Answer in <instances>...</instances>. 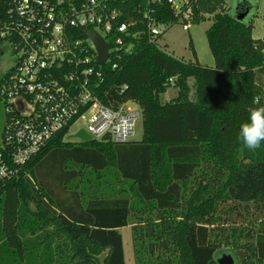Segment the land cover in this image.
<instances>
[{"label":"trees","instance_id":"16d2710c","mask_svg":"<svg viewBox=\"0 0 264 264\" xmlns=\"http://www.w3.org/2000/svg\"><path fill=\"white\" fill-rule=\"evenodd\" d=\"M108 4L127 30L107 36L110 50L122 45L97 95L114 109L135 103L142 137L72 144L65 129L51 139L0 188V264H125L124 227L134 264H217L222 250L235 264H264V143L253 152L238 139L264 107V37L254 40L236 19L245 10L233 16L225 0H184L179 11L169 0ZM149 19L211 20L214 65L168 54Z\"/></svg>","mask_w":264,"mask_h":264},{"label":"built area","instance_id":"2783aa9c","mask_svg":"<svg viewBox=\"0 0 264 264\" xmlns=\"http://www.w3.org/2000/svg\"><path fill=\"white\" fill-rule=\"evenodd\" d=\"M169 1L174 5L175 0ZM120 15L110 8L108 0H0V66L9 55L16 58L15 65L0 75V102L5 104L0 188L67 129L65 139L85 115L87 121L81 130L92 141H131L134 124L142 117L140 109L128 102L114 109L97 95L105 82L102 68L122 45L117 38L110 50L107 36L127 30L125 24H118ZM161 28L149 19L152 41L163 33ZM188 29V25L182 26V30ZM88 31L97 32L108 47L103 65L97 64ZM13 100L16 103L9 105ZM23 104L31 108L29 114L21 111Z\"/></svg>","mask_w":264,"mask_h":264},{"label":"rangeland","instance_id":"374dc122","mask_svg":"<svg viewBox=\"0 0 264 264\" xmlns=\"http://www.w3.org/2000/svg\"><path fill=\"white\" fill-rule=\"evenodd\" d=\"M227 9L231 15H236L239 13L240 7L244 12H240V14H244L249 11L248 14L244 17V21L246 24L252 25V38L254 40H260L264 37V0H246L245 3L240 4L239 0H225ZM184 4V0H175L174 6L177 11H179L180 7ZM241 10V11H242ZM189 16V12L187 14ZM189 20V18L187 19ZM183 20L180 19L178 22L170 25L169 27L161 28L163 32L162 38L158 40V45L163 48L168 54L173 57L183 60V61H191V62H199L201 65L206 67H212L214 65L213 58L209 51L207 40L205 36L206 30L211 25V20L207 19L200 23H192L191 21L187 22L189 29L187 31L182 30ZM190 42L192 43V49L195 52V56L192 53L190 48ZM16 63V58L13 56H8V59L1 62L0 66V75L4 73L7 69L13 67ZM173 88L167 89L164 94L160 95V101L162 103H166L170 101L174 97ZM193 98V97H192ZM16 100H13L9 103V105L15 104ZM128 105L138 109L139 107L133 103L128 102ZM15 108V107H14ZM25 114H29L31 112V108L26 104H23V108L21 110ZM87 115H85L82 119H80L74 127L70 130V133L65 137V141L78 144L81 142L78 139H75L74 136L78 130L84 129L85 123L87 121ZM5 121V104L0 102V135ZM134 134L131 137V141H140L142 137V122L141 118H139L134 124ZM119 233L122 236L123 242V251H124V260L125 264H134L133 260V246H132V237L131 231L129 227L122 228L119 230ZM223 254L227 253L225 250L219 251L216 256L219 258ZM232 254V253H231ZM230 254V255H231ZM235 259V263L237 262L236 257L232 254ZM231 255V256H232Z\"/></svg>","mask_w":264,"mask_h":264},{"label":"clouds","instance_id":"9594fccd","mask_svg":"<svg viewBox=\"0 0 264 264\" xmlns=\"http://www.w3.org/2000/svg\"><path fill=\"white\" fill-rule=\"evenodd\" d=\"M238 139L249 151H256L264 143V107L251 111L248 122L240 127Z\"/></svg>","mask_w":264,"mask_h":264},{"label":"water","instance_id":"95a60500","mask_svg":"<svg viewBox=\"0 0 264 264\" xmlns=\"http://www.w3.org/2000/svg\"><path fill=\"white\" fill-rule=\"evenodd\" d=\"M247 12L244 14H239L236 19L242 21L246 16ZM87 37L93 43L96 53H97V64L103 65L108 58V47L101 36L95 31H88L86 33ZM75 139L80 140L81 142H90L92 141L90 136L84 131H78L75 136ZM217 264H235L234 258L230 254H223L217 258Z\"/></svg>","mask_w":264,"mask_h":264},{"label":"crops","instance_id":"0c3cea01","mask_svg":"<svg viewBox=\"0 0 264 264\" xmlns=\"http://www.w3.org/2000/svg\"><path fill=\"white\" fill-rule=\"evenodd\" d=\"M125 228V227H124ZM122 229V228H121ZM121 229H119V230H121Z\"/></svg>","mask_w":264,"mask_h":264}]
</instances>
